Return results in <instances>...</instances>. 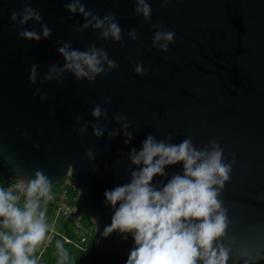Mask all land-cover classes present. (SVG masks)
Instances as JSON below:
<instances>
[{
    "label": "water",
    "instance_id": "95a60500",
    "mask_svg": "<svg viewBox=\"0 0 264 264\" xmlns=\"http://www.w3.org/2000/svg\"><path fill=\"white\" fill-rule=\"evenodd\" d=\"M67 2L0 0V163L7 179L43 170L53 188L69 177L93 220L94 249L128 258L132 236L105 235L114 213L105 191L130 181L131 150H140L149 134L172 136V143L191 137L201 149L215 140L226 162L235 160L221 195L230 221L229 264H264V0H148V21L134 13V0H82L94 15L115 16L119 43L84 29V16L70 13ZM26 6L40 12V23L11 20ZM158 23L175 33L168 53L152 47ZM42 24L50 29L47 39ZM25 29L41 39L21 38ZM132 29L138 40L129 35ZM65 44L103 48L118 67L94 82L67 72L62 81L55 73L45 80L53 66L63 67L58 50ZM137 63L148 69L145 76L136 75ZM33 65L35 83L29 79ZM96 105L107 109L106 119L93 118ZM117 114L130 122L127 145ZM93 124L103 136L93 134ZM182 170V164L169 167L168 176L153 183L159 187Z\"/></svg>",
    "mask_w": 264,
    "mask_h": 264
},
{
    "label": "clouds",
    "instance_id": "9594fccd",
    "mask_svg": "<svg viewBox=\"0 0 264 264\" xmlns=\"http://www.w3.org/2000/svg\"><path fill=\"white\" fill-rule=\"evenodd\" d=\"M134 2V13L148 21L152 12L148 0ZM66 8L70 13L84 16V29L91 26L100 30L101 39L121 42L122 29L111 13L103 18L94 15L86 10L82 0H68ZM41 19L38 10L27 6L22 12L11 14V20L22 25L29 21L40 23ZM153 28L152 47L168 53L169 45L175 42V33L164 31V25L159 23ZM41 32L45 39L51 35L47 25H41ZM19 35L28 41L41 39L40 33L29 29ZM129 35L134 41L139 39L135 29ZM58 51L64 65L53 66L45 80H52L55 73L62 81L67 72L77 80L94 82L98 76H106L118 67L103 48L95 45L81 51L65 44ZM134 71L138 76H145L148 69L137 63ZM36 77L37 69L33 65L29 79L35 83ZM92 116L106 119L107 109L96 105ZM114 119L122 123L124 143H131L133 137L127 131L130 122L120 114ZM92 128L96 137L103 136L104 129L96 124ZM109 135L115 137L117 133ZM172 140V136L157 140L149 134L140 150H131L129 159L134 167L129 174L130 181L105 191L106 203L114 209L105 235L118 231L132 236L134 247L126 264H229L231 248L225 241L230 221L221 195L231 179L235 160L227 163L223 149L215 140L202 149L194 146L191 137L179 143ZM86 155L93 158L91 150ZM177 164H182V174L174 173L159 187L153 183L156 177H167L166 169ZM16 189L0 187V264H37L34 253L47 239L50 229L41 202L52 198V182L43 170H36L34 177L18 179ZM57 248L61 260L66 259L63 245L58 243Z\"/></svg>",
    "mask_w": 264,
    "mask_h": 264
},
{
    "label": "trees",
    "instance_id": "16d2710c",
    "mask_svg": "<svg viewBox=\"0 0 264 264\" xmlns=\"http://www.w3.org/2000/svg\"><path fill=\"white\" fill-rule=\"evenodd\" d=\"M13 183V181L7 179L3 166L0 164V187L16 191L12 188ZM51 192L56 194L58 190L53 187ZM22 201L23 197H21ZM41 204L46 210L50 229L47 239L34 253L37 264H126L128 258H120L94 249L92 243L94 223L83 207L79 210L82 224L90 230V236L84 242L81 241L80 235L74 232L73 226L69 222L55 216V208L52 204L42 202ZM48 238H50V241L47 243ZM58 243L63 245V250L67 253V258L64 260H61V252L57 248Z\"/></svg>",
    "mask_w": 264,
    "mask_h": 264
},
{
    "label": "built area",
    "instance_id": "2783aa9c",
    "mask_svg": "<svg viewBox=\"0 0 264 264\" xmlns=\"http://www.w3.org/2000/svg\"><path fill=\"white\" fill-rule=\"evenodd\" d=\"M62 182L58 192L56 194L51 192L52 198L42 201V203L52 204L55 208V216L69 222L73 226L74 232L80 235L81 241L84 242L90 236V230L82 224V218L76 205V202H79L77 190L69 177ZM16 183L12 184V188L15 190H17ZM50 238H48L47 243Z\"/></svg>",
    "mask_w": 264,
    "mask_h": 264
},
{
    "label": "rangeland",
    "instance_id": "374dc122",
    "mask_svg": "<svg viewBox=\"0 0 264 264\" xmlns=\"http://www.w3.org/2000/svg\"><path fill=\"white\" fill-rule=\"evenodd\" d=\"M62 183H63V182L57 183V184L54 186V188L57 189V190H59L60 187H61V185H62ZM76 205H77V208H78L79 210L82 209V205H81L80 203L77 202Z\"/></svg>",
    "mask_w": 264,
    "mask_h": 264
}]
</instances>
